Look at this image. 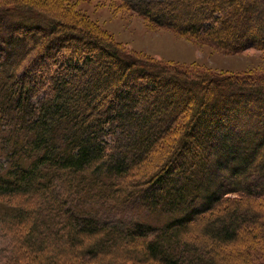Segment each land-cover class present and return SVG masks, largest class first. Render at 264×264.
I'll return each instance as SVG.
<instances>
[{
    "label": "trees",
    "instance_id": "16d2710c",
    "mask_svg": "<svg viewBox=\"0 0 264 264\" xmlns=\"http://www.w3.org/2000/svg\"><path fill=\"white\" fill-rule=\"evenodd\" d=\"M16 1L27 6L0 9V230L8 225L20 237L12 240L13 254L0 249V264H238L224 246L241 231L264 236L259 203L249 198L264 195V78L152 66L120 54L90 29L67 32L73 23L65 20L67 11L59 20L37 9L38 2ZM123 1L155 23L211 32L231 53L264 37V0ZM164 6L177 19L163 13ZM190 9L206 15L182 17ZM67 37H78L80 50L100 49L85 56L88 64L103 65L110 56L119 68L78 69L82 57L70 50L61 56L63 65L48 68L46 56L30 62ZM164 80L172 84L170 95L152 100ZM186 87L197 94L187 97ZM178 104L175 113L167 111ZM157 109L168 114L156 129ZM250 123L255 128L244 130ZM210 124L213 132L205 131ZM213 133L218 141L207 157ZM183 155L191 159L179 164ZM236 192L248 200L226 198ZM103 208L121 214L131 208L139 219L106 222Z\"/></svg>",
    "mask_w": 264,
    "mask_h": 264
},
{
    "label": "rangeland",
    "instance_id": "374dc122",
    "mask_svg": "<svg viewBox=\"0 0 264 264\" xmlns=\"http://www.w3.org/2000/svg\"><path fill=\"white\" fill-rule=\"evenodd\" d=\"M27 2L32 4L34 2H38V4L35 6L37 7V9L46 10L49 14L59 20L63 19L65 14L64 12L67 11L68 13H71L65 15L64 17L66 18L65 20H67V22H71V20L73 21L71 26H67V28L69 27L67 32L72 30L80 33V31L87 32L89 31L88 29H90L91 31H94V36H102V38L107 42L106 45L110 44L111 47L113 46V48L117 49L120 54H125L126 56L132 57H139L144 60L151 61L152 66H167L172 70H178V68H180L182 71L191 72L193 74L195 73L197 75L202 73H204V75H210L212 73H223L230 76H251L252 78H257L260 80L264 78V37L255 39V44H249L241 51L231 53L222 49L220 45L217 44L218 41L216 40L215 35H213L211 32L209 33L207 31H204L196 34L184 33L178 31L174 27H168L155 23L149 17L141 15L138 12L130 9L129 6L123 0H28ZM24 3L25 2L23 1L18 2L16 0H0V9L5 10L7 8H10L12 4L27 6ZM161 11L167 14V16H172L173 18H170L171 20L178 16L176 13L173 12L170 14V9L166 8V6H164ZM182 12L185 13L182 14V17L197 16L199 18L200 14L201 16L206 15V12L199 13L198 9H190L189 12L188 10ZM72 15L77 19L79 16L80 18L78 20H75L76 18L73 19ZM180 21L185 22L184 19ZM88 24L90 25V28L88 27ZM61 32H65V30H62ZM77 38L78 37L70 39L67 37L63 42H55V45H52L49 50H46L47 52L45 55L43 50L38 52L35 56L32 55L33 57H30V62L37 63V61L40 60L42 56H46V58L44 59H47L45 63L48 68L50 66L53 67L54 63L57 62L60 63V65H63V63H61V56L66 55L64 51L70 50L72 54L76 53L80 57H82L81 60L76 62V66L78 67V69H84L85 64V66L93 67L96 70V73L98 71V73L101 74L104 73V69L107 66L112 67V70L119 68V65H117V61L113 60V58H111L110 56L104 57L106 62H104L103 65L98 61L88 64L86 60L87 55L95 57L98 52H100V49L90 47L89 50L85 51L87 45H83L82 50H80L79 48H81V46L76 45L75 42ZM235 40L236 42L238 41V39ZM57 47L60 49H58ZM47 54H50V56H47ZM85 56L86 59H84ZM91 61L93 60L91 59ZM58 65L59 64L54 66ZM63 67L64 66H59V68ZM126 73H132V71ZM23 74L20 73L19 78ZM132 75L135 76L134 73H132ZM137 75L140 74L138 73ZM74 79L78 80L77 77ZM83 79L84 78L82 77L81 80ZM133 79L137 78L134 77ZM138 79L139 80L136 82H141L140 80H146L147 78ZM163 82L165 83L164 87L167 90L162 87L164 89H162L160 93L157 92L154 95L151 94L150 98L152 100H155L157 98H165V95H170L169 89L170 87H172V84H170L166 80H164ZM142 84H144V82ZM183 84L184 83L182 82L181 87H185ZM186 88L187 89L185 90L187 97L197 94L196 87ZM79 104L81 105V102ZM181 107L182 105L178 104L173 107H167L166 109L170 114H172L178 111ZM190 108V106L186 107V113L182 114L181 117L179 116V119L177 121L178 128L180 127L184 129V124L186 123L188 118L187 112L189 113ZM168 112L166 113L165 109H157L158 118L156 120H152L153 128L155 127L157 129L164 125L162 123L165 122L161 120L165 118ZM248 118L250 119L251 116ZM254 120L255 118H253L251 122L253 123ZM252 123L243 127V129L253 130L255 126L252 125ZM127 129L129 131H132L133 133L136 132V128L134 130L130 127H127ZM213 129L214 126L211 125V127L205 129V131L209 132L210 130H212L211 132H213ZM195 131L196 134H198V137L200 136L199 138L203 139L204 141L206 140V138L204 137V132H202V128L195 127ZM180 134L181 133H179V135L177 136L174 134L177 137L176 140L179 139ZM140 135L141 133L138 134V137H140ZM214 136H217V134L213 133V137H210L211 140L207 139V143L205 144V150L209 149V152H207L206 155L207 157L212 154L211 149L215 146V140L218 141V139ZM127 144L128 143L123 144L124 146L122 145L124 152L126 151L125 145ZM162 144L163 140L161 139L160 142L157 144V148L161 147ZM158 157L159 156L157 155L156 158ZM190 159L191 158L186 155H183L182 157L179 156L178 163L181 164L182 161L187 162ZM164 160L165 157L161 159L160 163L157 164L154 169L158 168ZM202 167L206 169L209 168L206 164L202 165ZM225 173L227 175L226 171ZM229 179L231 181L230 177ZM226 198L232 201L238 199L240 201L248 200L246 195L239 192L231 193L226 196ZM249 198L255 200L256 204L259 203V210L257 211L258 213L260 212L259 215L264 218V195H257ZM104 210L105 208L100 209L99 213L106 220V222H109V220L116 221V219L120 218L130 221L132 217L136 218V220L139 219L138 213L136 211H133L131 208L126 210V214H121L114 211L106 213ZM149 221L158 225V219L150 218ZM5 226L6 227L3 231L0 230V249L8 250L7 252L2 253L3 256L10 254V252L13 254V247L15 244L12 240H18L20 237V232L18 229H13L8 225ZM194 228H196V226ZM254 228H258V226H254ZM192 231L195 232L196 230L192 229ZM260 232L261 230H257V233ZM239 234V237L236 238V241L234 243H231V245L229 246H224V249L229 252L230 255H232L231 257H234L233 263L244 264L246 259H248L251 264H264V236L262 237L258 234L253 237L254 234H252L245 235L243 237L242 231ZM13 259L14 258H8V260L10 261H12ZM5 260L7 261V258H5ZM88 262L93 263V261ZM144 264H147V262H145Z\"/></svg>",
    "mask_w": 264,
    "mask_h": 264
}]
</instances>
